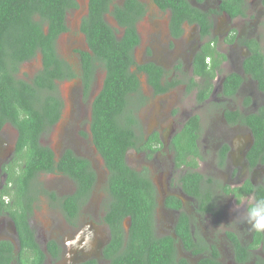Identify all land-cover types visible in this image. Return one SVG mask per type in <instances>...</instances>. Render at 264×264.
I'll return each mask as SVG.
<instances>
[{
  "label": "flooded vegetation",
  "instance_id": "flooded-vegetation-1",
  "mask_svg": "<svg viewBox=\"0 0 264 264\" xmlns=\"http://www.w3.org/2000/svg\"><path fill=\"white\" fill-rule=\"evenodd\" d=\"M180 1L172 9L166 0H106L101 14L117 40L125 19L138 40L129 67L138 91L125 112L135 119L124 113L117 121L128 128L123 161L151 184L153 232L172 239L177 263L264 264V233L229 226L237 204L264 196V152L256 140L264 129V0ZM91 6L74 0L56 36L44 22L33 55L0 70L12 91L8 100L0 88V264L29 258L20 232L43 252L42 264H109L110 172L94 129L106 72L84 32ZM46 48L52 82L41 88L35 80L45 76ZM23 88L34 98H15L13 89ZM33 115L37 144L53 164L25 190L20 178L33 142L23 127ZM66 158L89 170L80 178L93 174L89 193L80 195L81 179L63 171L73 163ZM129 222L123 220L125 234Z\"/></svg>",
  "mask_w": 264,
  "mask_h": 264
},
{
  "label": "trees",
  "instance_id": "trees-1",
  "mask_svg": "<svg viewBox=\"0 0 264 264\" xmlns=\"http://www.w3.org/2000/svg\"><path fill=\"white\" fill-rule=\"evenodd\" d=\"M156 1L162 5L165 0ZM166 1L172 9L173 6L170 5L181 2L180 0ZM91 3L93 5L90 7L91 22L85 21L84 32L94 54L104 62L103 69L106 72L103 91L95 104L94 117V129L99 136V148L110 172L108 185L112 195L109 206L111 214L108 221L111 223L112 237L104 250L105 258L109 260V264H181V261L179 263L175 261L172 239L158 238L154 235L153 208L156 203L151 184L149 181L137 178V175L130 171L123 161L129 140L127 137L128 128L120 127V123L118 125L117 121L122 114L130 110L128 108L130 93L138 91L137 80L129 72V67L133 63L132 49L138 41L134 26L127 24V19L118 20L126 28V31L123 38L117 40L113 36L112 28L101 18L103 11L107 10L106 0H91ZM73 4L74 0H0V70L7 67L14 69L33 55L37 42L45 38L42 31L44 22L47 23L50 34L56 36L62 27L65 10L68 5L72 6ZM36 17L40 19V22L35 20ZM48 44L47 42L45 46L49 47ZM49 50L50 48L43 50L45 76H38L35 80L41 88L44 87L46 81L52 82L48 64L54 59L48 55ZM6 80L10 81L8 78ZM6 85L0 81V88L10 100L8 94L12 92L11 86L8 85L6 88ZM230 85L234 87L236 82ZM25 89L23 88V92L13 89L14 97L22 98L25 101H30L28 98L33 99L35 95ZM125 114L131 115L132 112L129 111ZM33 119L36 120L33 121V124L27 123L23 127L24 130H32V136L29 135V137L33 142L30 158L26 163L24 174L20 178V183H23L25 190L31 180L35 179L38 171H51L53 164L50 152L40 148L37 144L35 135L38 127L34 124L39 126L40 121H38L37 115H33ZM128 119L131 121L135 118L131 115ZM118 135L122 138L119 143L116 141ZM28 139L27 133L22 134L23 144ZM256 140H260L259 145L262 146L264 152V129L256 137ZM71 160H73L71 166L64 167L63 171L69 172L76 178L89 172V170L82 169V164L76 162L74 158H66L63 163L68 165ZM80 179L82 190H79V194L85 195L89 193L94 177L93 174H86ZM126 217H129L130 222L125 234L123 220ZM22 228L26 229L23 226ZM20 234H23L24 238V252H28L30 255L25 264L30 261V264H42L45 255L33 242L31 235L26 232H20ZM83 264L96 263L88 261ZM198 264L210 263L207 259H203Z\"/></svg>",
  "mask_w": 264,
  "mask_h": 264
},
{
  "label": "clouds",
  "instance_id": "clouds-1",
  "mask_svg": "<svg viewBox=\"0 0 264 264\" xmlns=\"http://www.w3.org/2000/svg\"><path fill=\"white\" fill-rule=\"evenodd\" d=\"M234 210L237 215L229 226L238 229L241 224H246L251 231L264 233V196L251 195L245 204H237Z\"/></svg>",
  "mask_w": 264,
  "mask_h": 264
},
{
  "label": "water",
  "instance_id": "water-1",
  "mask_svg": "<svg viewBox=\"0 0 264 264\" xmlns=\"http://www.w3.org/2000/svg\"><path fill=\"white\" fill-rule=\"evenodd\" d=\"M126 228H129V225Z\"/></svg>",
  "mask_w": 264,
  "mask_h": 264
}]
</instances>
